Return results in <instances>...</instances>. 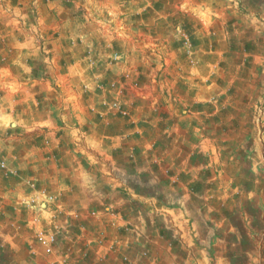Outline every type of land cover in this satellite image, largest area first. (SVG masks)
Returning <instances> with one entry per match:
<instances>
[{
  "label": "rangeland",
  "instance_id": "374dc122",
  "mask_svg": "<svg viewBox=\"0 0 264 264\" xmlns=\"http://www.w3.org/2000/svg\"><path fill=\"white\" fill-rule=\"evenodd\" d=\"M0 16V30L12 39L0 51L5 93L14 88L4 69L28 44L34 76L52 88L64 84L68 117L78 112L75 96L85 108L97 93L93 81L117 84L119 77L132 90L146 84L142 106L124 104L119 92L112 98V85L104 91L113 102L106 107L130 117L125 140L137 144L135 130L147 126L135 120L137 109L162 130L178 124L188 156L178 168L170 166V152L149 147L145 157H131L124 190L99 174L91 182L99 194L90 216L104 219L92 226L96 232L83 231L71 215L63 235L41 231L54 234L53 243L33 233L25 255L0 239V264H264V0H0ZM8 17L15 24L5 23ZM129 31L133 38L120 34ZM107 49L110 62L121 61L124 50L139 69L94 73ZM174 59L178 74L166 70ZM75 64L84 69L67 71ZM175 76L173 90L163 89L177 117L170 122L160 113L159 92Z\"/></svg>",
  "mask_w": 264,
  "mask_h": 264
},
{
  "label": "crops",
  "instance_id": "0c3cea01",
  "mask_svg": "<svg viewBox=\"0 0 264 264\" xmlns=\"http://www.w3.org/2000/svg\"><path fill=\"white\" fill-rule=\"evenodd\" d=\"M2 18L0 16V25L4 23ZM15 21L16 19L8 17L5 23L15 24ZM1 30L0 51L7 50L8 44L4 48L5 40L6 42L12 40L9 39V35L4 36ZM129 32L120 34L133 38V34ZM99 33L102 32L99 30ZM64 36L66 38V34ZM17 37L13 40H18ZM28 45L26 46L28 50L21 54L17 52L16 61L14 60L13 64L9 63L8 68L4 69L6 76L9 77L8 82L11 78L14 91L5 93L3 89L9 84L0 82V239L3 242L1 247L22 250V255L28 253L33 233L55 229V233L63 235L65 229H68V225H64L69 222L68 218L71 215L78 220L76 221L83 231H97L94 228L101 226L99 223L104 219L92 217V214L90 216V212L97 207L93 205L92 200L97 199L99 194L93 186L91 187V182L99 174H102L106 184L114 181L122 184L121 189L124 190L123 184L129 183L125 180V172L130 173L131 157L134 159L145 157L149 147L154 145L152 148L156 151L163 148L159 151L170 152V166L179 168L178 164L183 165L188 158L187 156L184 160L182 157L180 149L184 145V139L183 135L178 134V124L174 127L170 125L169 130L167 128L162 130L156 118L150 120L148 115L143 116L136 111L137 109H133L135 120L147 125L144 131L135 130L138 142L134 144L125 140L130 127V117L127 119L126 114H119L106 107L112 100L109 94L104 97V91L110 92L108 89L111 85L117 89L111 93L112 98L119 92L118 99L124 104L132 101L135 107L145 103L143 101L147 98L148 85L135 84L137 90H132L133 88L128 86L130 84L121 82L119 77L112 81L117 84H109L111 79L102 82L98 77L99 80L93 81L92 85L98 88L97 93L91 96L87 107H81L82 99L75 96L73 108L78 112L71 113L68 117L66 113L68 97L64 84H56V87L52 88L44 76L37 78L34 76L35 66L29 63L32 52H28ZM101 52V56H97L98 60H95L97 65L94 66V70L92 69L94 73L100 74L109 70L117 75L139 69L134 66L135 57L124 50L121 54L118 53L122 55V59L116 63L110 62L112 52L109 49ZM58 66L60 70L65 71L63 67L68 66V62L65 61L63 67L61 64ZM82 66L75 64L72 68H66L67 71L78 72L84 69ZM178 68L179 61L174 59L170 61L166 70L178 74ZM190 71L192 79L195 80L196 70ZM141 72L143 73L142 69ZM22 74H25L23 76L25 79L20 80ZM177 82L178 78L175 76L173 80L161 84L160 113L165 121H169L170 118L171 122L177 117L171 104H167L170 97L167 100L168 94L163 92V89L173 90V85L175 87ZM52 96L58 100V107L52 103ZM192 148L193 145L190 146V152ZM118 176L121 180L117 178ZM46 197H53L52 202L46 203ZM114 225L112 223L108 226L112 232V239ZM113 259L114 264L119 261L117 258Z\"/></svg>",
  "mask_w": 264,
  "mask_h": 264
},
{
  "label": "built area",
  "instance_id": "2783aa9c",
  "mask_svg": "<svg viewBox=\"0 0 264 264\" xmlns=\"http://www.w3.org/2000/svg\"><path fill=\"white\" fill-rule=\"evenodd\" d=\"M46 203L52 202V197H46L45 198ZM41 231L38 237V241L41 242L42 244H50L53 243L55 240L54 234H48V235H41Z\"/></svg>",
  "mask_w": 264,
  "mask_h": 264
}]
</instances>
